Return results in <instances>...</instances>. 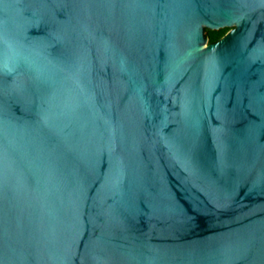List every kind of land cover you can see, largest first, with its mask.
<instances>
[{
	"label": "water",
	"instance_id": "95a60500",
	"mask_svg": "<svg viewBox=\"0 0 264 264\" xmlns=\"http://www.w3.org/2000/svg\"><path fill=\"white\" fill-rule=\"evenodd\" d=\"M0 264H264V0H0Z\"/></svg>",
	"mask_w": 264,
	"mask_h": 264
},
{
	"label": "rangeland",
	"instance_id": "374dc122",
	"mask_svg": "<svg viewBox=\"0 0 264 264\" xmlns=\"http://www.w3.org/2000/svg\"><path fill=\"white\" fill-rule=\"evenodd\" d=\"M232 29H233V26H229V27L219 29V30H209L207 28H204V37L206 38V43L202 45L201 47H204L207 43H209L208 34L210 31H220L221 34L218 37V39H220L225 33L231 31Z\"/></svg>",
	"mask_w": 264,
	"mask_h": 264
},
{
	"label": "trees",
	"instance_id": "16d2710c",
	"mask_svg": "<svg viewBox=\"0 0 264 264\" xmlns=\"http://www.w3.org/2000/svg\"><path fill=\"white\" fill-rule=\"evenodd\" d=\"M220 31H210L208 34V38H209V43H214L216 41H218V37L220 35Z\"/></svg>",
	"mask_w": 264,
	"mask_h": 264
}]
</instances>
